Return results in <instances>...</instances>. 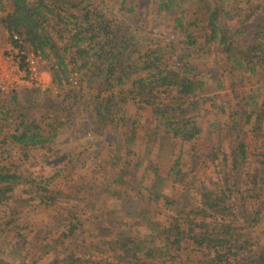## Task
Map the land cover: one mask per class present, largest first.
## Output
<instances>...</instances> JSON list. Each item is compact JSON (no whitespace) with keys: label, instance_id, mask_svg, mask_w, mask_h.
Here are the masks:
<instances>
[{"label":"trees","instance_id":"16d2710c","mask_svg":"<svg viewBox=\"0 0 264 264\" xmlns=\"http://www.w3.org/2000/svg\"><path fill=\"white\" fill-rule=\"evenodd\" d=\"M111 2L118 3L117 7H105L107 2L96 3L94 0H79L77 4L74 0H0V6L6 5L9 8L0 17L3 33L9 34L11 40L12 36H19L26 47L40 52L50 61V70L61 87V93L56 98H47L50 90L41 91L39 93H42L43 99L36 97L25 108L18 101L20 98L14 90L11 103L22 109L18 117L14 113L16 110H11L10 107L4 109L0 103V205L11 199L15 200L13 195L17 188L27 185L39 197L41 206L51 207L47 205L46 199L49 194H58L49 188V184L53 183L50 181L57 175L45 182L42 174H30L29 168L34 164L28 163L31 162V154L35 152H58L60 148L57 140H61V128L65 127L74 133L78 126L74 122L77 116L84 123L96 120L103 128L104 124L113 125L112 128H104L102 133L117 136L115 132L119 127L122 130L128 126L126 117L121 115L124 111L121 105L134 102L141 107L150 108L158 138L168 142L179 140L183 147L199 140L203 129L195 116L198 109L196 94L204 87V83L196 80L195 65L191 66L192 61L197 59V52L208 62L212 59L217 66V58L209 51L211 47H217L225 58L228 66L224 71L229 75L232 73L235 77L240 73L250 81H264V0H259L255 8H245L249 0ZM141 5L153 7L158 17L174 16L173 29L178 37L183 38L180 43L185 45L180 62L185 61L179 69L169 64V57L173 56L169 46L162 41H154L156 38L153 35L142 37L139 34L141 27L128 25L125 21L127 15H138ZM114 11V17L106 15ZM54 21L55 25L62 24L63 29H55L54 24L51 26L50 23ZM149 41L152 42L151 49L146 52ZM167 56L168 60L165 61ZM211 56L213 58H209ZM74 79L96 89L97 96L92 100L93 104L89 105L84 101V105H80L81 96L76 90H64L63 85L70 82L72 85ZM220 86L221 83L216 85L218 89ZM2 98L4 99V95L0 93V101L4 102ZM248 99L250 100L245 98L237 106L232 104L236 110L224 119H218L219 124L212 136L218 133L216 139L221 140L219 143L215 140L210 143L211 155L205 154V160L213 164L223 156L218 165L226 175L237 176L238 182H233V177L230 181L235 183V187L241 182L247 183L246 197L243 194L241 197H234L239 192L232 193L229 187L226 189L229 193L223 190L218 197L204 186L197 187L191 181L190 186L195 190V200L197 198L199 205L198 211H188L187 205L183 204L180 218H173L167 226L163 225L161 230L150 236H133V227L125 224L121 231L122 234H127L126 237L116 236L112 242L103 241L106 248L102 249L113 251L114 259L102 261L91 258L83 260L78 256V253L86 252L85 249L89 246H98L88 245L85 239L81 240L86 234L88 236L90 233L91 237L95 234L89 231L95 225L89 218L84 220L80 216L83 206L76 208L77 212L74 207L69 206V211L66 208L59 211L61 216L51 229H56L57 235L60 233L59 238L63 239V243L69 242L71 250L64 260L56 259L50 264H164L167 261L175 264H264L262 235L258 242L245 238V235H253L257 229L256 224L259 225L264 220L263 209L259 210L258 205L264 202V163L261 162L258 166L260 168L251 167L246 179L242 180L244 168L249 163V140L255 137L260 142L264 140V103L261 108L258 107L257 93ZM35 106L40 108V115L37 117L29 113L31 108L36 109ZM219 111L225 113L226 109L221 106ZM136 124L134 121L129 127V135L125 137V144L122 146L127 154L133 151L132 147L138 137ZM215 124L216 122L212 123L213 126ZM94 132L98 134L101 130L96 129ZM226 139H230V145L225 143ZM119 144L121 142L117 141V146ZM94 145L87 142L77 155L89 159L97 152ZM227 147L231 148L229 152ZM22 158L26 160V164L20 163ZM122 158L123 156L118 159L115 157V161H121ZM115 161L110 168L111 176L115 177V170L118 169L117 173L121 172L122 178L117 182L124 184L123 179L125 173L128 174V168L132 167L131 162L123 159L122 165H114ZM118 166L121 167L117 168ZM27 171L29 174L25 176ZM172 171L174 170L170 169L164 177L159 168L154 169L152 185L148 188L154 196L150 201H160L168 207L172 205L169 196L160 190L167 187L168 182H181L182 176L188 175L182 172L181 177L173 179ZM224 180L227 187L228 180ZM230 207L234 208L231 215L228 212ZM146 217L144 214V218ZM211 218L218 223L230 224L209 229L207 223ZM13 221L9 224L12 225ZM235 222L242 223L237 225V232L233 230L234 234L231 226ZM87 223L90 225L88 230L84 228ZM98 231L94 238L101 235V229L98 228ZM33 239L34 248L43 242L42 237L33 236ZM12 246L15 247V253L22 250L21 255L30 251V248L19 242ZM7 257L9 255L4 252V257H0V264H11ZM30 264H37V260Z\"/></svg>","mask_w":264,"mask_h":264},{"label":"rangeland","instance_id":"374dc122","mask_svg":"<svg viewBox=\"0 0 264 264\" xmlns=\"http://www.w3.org/2000/svg\"><path fill=\"white\" fill-rule=\"evenodd\" d=\"M74 1L77 4L79 0ZM101 1L107 2L105 7L111 5L116 8V5H118L116 2L113 4L111 0H94L96 3ZM258 2L259 0H249V4L244 7L255 8ZM141 6L142 8L139 10L140 13L138 15H127L125 21L128 25L141 27L142 30L139 34L142 37L145 38L153 35L156 38L154 41H162L166 46H169L173 52V56H167L165 61L169 57L170 66L179 69V67L184 65L185 60L180 62V59L183 56L182 49L185 45L180 43L183 41V38L178 37V34L173 29L172 19L174 16L173 18L158 17L150 5ZM0 9L1 17L5 14L4 11L9 8L5 5L4 7L0 6ZM114 13L115 11L112 14L106 15L114 17ZM55 23L56 21L51 22L50 25H55ZM62 27V24L55 25V29L57 30H62ZM0 34H5L1 28ZM150 43L152 42L149 41L146 45V52L151 49L152 44ZM209 51L217 58V66H215L212 59L208 62L200 52H197V59L191 63V66L195 65L194 75L196 80L204 83V87L196 94L198 109L195 116L198 124L203 129V134L199 140L183 147L179 140H169L168 142L166 139L164 141L162 138H158V134L155 132L156 123L150 108L146 106L141 107L134 102V104L126 103L125 105H121V108L123 107L124 110L121 115L126 117L125 120L128 126L124 129L122 128V130L119 127L116 130L117 132L114 131L117 136L108 134L107 132L105 134L102 133L104 128L109 129L113 125L104 124L103 128L96 120L84 123L77 116L74 122L75 124L77 122L78 126L74 133H71V130L65 127L61 128V140H57L59 141L58 147L60 148L58 152H35L31 154V162L28 163L35 165L29 168L30 174H42L45 182L51 179L52 176L57 175L54 180L50 181L53 183L49 184V188L58 194H49V198L46 199L47 205L51 207H47L49 208L47 209L41 206L39 197L35 193H32L27 185L17 188L13 195L15 200L11 199L9 202L0 205V230H3V232L0 231V257L2 255L4 257L5 252L9 255L6 259L11 264H22L23 262L30 264L35 259L37 260V264H50V262L56 259L64 260L63 258L69 255L71 250V248L69 249V242L63 243V239L59 238V236L61 237L60 233L57 235L56 229L52 230L51 226H54L56 219L60 218L59 211L64 208L68 210L69 206L75 209L82 208L83 206L82 212L80 210V216L84 220L89 218L95 225L89 229V231L95 233L92 235L93 238L89 233L88 236H86L87 234L84 235L81 240L85 239L88 245L94 244L98 246L93 248L89 246L88 249H85L86 252L78 253V256L83 260L91 258V260L102 261L114 259L113 251L102 249L106 248L103 241L112 242L116 236L121 238L126 237L127 234H122L121 231V228L125 224L133 227V236H136V234L150 236L153 232L161 230L163 225L167 226L173 218H180L183 204L187 205L188 211H198L199 205L196 201L197 198L195 200V190L190 186L191 181L197 187L200 185L204 186L203 188L214 192L218 197L228 187L232 193L239 192L234 194V197H241L242 194L246 197L248 195L247 183L244 182L242 184L241 182L236 184L235 187V183L233 182H238L237 176L234 175L233 177V174L226 175L223 168L218 165L223 156H220L217 163L213 164L205 160V154L211 155L212 144L210 143L214 140L219 143L221 140L216 139L218 133L216 136H212L219 124L218 119L222 120L229 114H232L236 110L235 106L241 101L243 103L245 98L250 100L248 97L252 94H258L256 101L258 102V107H262L261 105L264 103V81L260 83L256 82V80L250 81L246 77L243 78L240 73L235 77L232 76V73L229 75L228 72L224 71L228 65L224 56L217 50V47H211ZM209 58H213V56ZM48 62L50 63V61ZM50 69L51 64L47 65L46 69H44L46 73H44L43 80L50 88L47 98L54 99L61 93V87L56 82L51 71L52 69ZM72 82V85L71 82L70 84H64V90L66 92L72 89L76 90L78 95L81 96L80 105H84V101L91 105L92 100L97 96L96 89L91 88L87 84L80 83L78 79H74ZM219 82L221 83L220 89L216 87L217 84H220ZM16 91L20 98L18 101L24 108L30 106L29 102L36 97L43 99L42 93L41 95L39 93L41 92L40 89L30 84L24 83L17 87ZM11 96V94L4 96V99L2 98L4 102L0 101V103L4 106V109L10 107L11 110H16L14 113L17 116L19 113H22V109L11 103ZM232 104L235 106L232 107ZM221 106H224L226 109V114L220 113L219 108ZM37 107L35 106V110L32 108V110H29V113L35 117L40 115V108ZM257 111H259V108ZM119 116L120 113L117 117L119 118ZM134 121L137 122L135 130H137L138 137L135 140V145L132 147L133 151L127 154L125 150H122V146L125 144V137L129 135V127ZM213 122H216V126L212 125ZM96 129L101 130V133L97 134V132H94ZM108 132L110 133V131ZM117 141L121 142L118 146ZM87 142L95 144L94 146L97 148V152L89 157V159L77 155ZM225 143L230 145V139H226ZM248 144H250V156L249 163L244 168L245 175L242 178L243 181L246 179L248 170L250 171L251 167L260 168L258 166L261 165V162L264 163V140L260 142L255 137L250 139ZM227 148V152H229L231 148ZM218 154L221 155L222 153L218 152ZM122 156L121 161H115V157L118 159ZM123 159L129 160L132 167L128 168V174L125 173L124 184H120L117 180L122 178V173H117L118 169L115 170L116 179L111 176L110 168L113 165V161H115L114 165L119 163V165H122ZM15 163L17 164L18 162L15 161ZM20 163L26 164V160L22 158ZM120 167L118 166L117 168ZM157 168L161 170V175L164 177L168 175L170 169H173L174 171L171 173L173 179L181 177L182 172L188 174L186 177L182 176L181 182L174 183L170 181L167 183V187H163L160 190V192L169 196L172 201V205L169 207L160 201H150V198L154 196L151 195L148 188H151L154 169ZM29 172L27 171L25 176ZM232 177L233 182H230ZM224 179L228 180L227 187L225 186ZM258 205L259 210L263 209L262 217L264 219V202L258 203ZM248 210L249 212L251 211L250 205ZM228 212L230 215L233 214L234 208L230 207ZM144 214L147 215L146 218H144ZM64 216L67 215L64 214ZM191 216H194L193 213ZM233 217L234 215L231 218ZM12 221L13 223L10 225L9 222ZM209 221H207L209 222L207 223L209 229L221 228L220 226L230 224L229 222L218 223L212 218ZM240 223L242 222L231 226L234 234V231L237 232L236 228H238L237 225ZM256 225L257 229H255V233L250 236L245 235V238L250 239L251 242H258V238H261L259 236L262 235L261 243H263L264 220L259 225ZM89 227L90 225L87 223L84 228L88 230ZM98 228L102 231L101 235L94 238L99 233ZM46 229L49 231H42ZM33 236L35 238H43V242H40L35 248ZM149 241H151L150 238ZM16 242L30 248L29 253L21 255L22 250L15 253V247L12 245L16 244ZM19 254L21 256L15 258ZM131 261L134 262V260ZM170 262L167 261L166 263L175 264L172 261Z\"/></svg>","mask_w":264,"mask_h":264},{"label":"built area","instance_id":"2783aa9c","mask_svg":"<svg viewBox=\"0 0 264 264\" xmlns=\"http://www.w3.org/2000/svg\"><path fill=\"white\" fill-rule=\"evenodd\" d=\"M48 60L23 43L17 36L0 34V93L9 96L20 85L30 84L40 91L50 90L44 82Z\"/></svg>","mask_w":264,"mask_h":264}]
</instances>
